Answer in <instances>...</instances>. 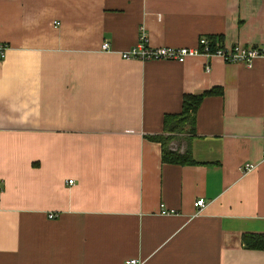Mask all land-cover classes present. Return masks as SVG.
<instances>
[{"label": "crops", "instance_id": "obj_1", "mask_svg": "<svg viewBox=\"0 0 264 264\" xmlns=\"http://www.w3.org/2000/svg\"><path fill=\"white\" fill-rule=\"evenodd\" d=\"M143 33L264 47V0H0V264H264V54L124 59ZM211 89L163 162L148 136Z\"/></svg>", "mask_w": 264, "mask_h": 264}, {"label": "built area", "instance_id": "obj_2", "mask_svg": "<svg viewBox=\"0 0 264 264\" xmlns=\"http://www.w3.org/2000/svg\"><path fill=\"white\" fill-rule=\"evenodd\" d=\"M101 50L109 51V42L104 41L101 44ZM6 45L0 43V57L5 56ZM264 54V47L260 46H244L241 44H234L230 46H224L221 41H214L211 37L201 36L198 39L197 45L194 47H172V46H160L149 47L145 44V35H141L140 44L121 53L124 59H140V60H167L183 62L189 57L204 56L206 58L212 56H219L226 62L243 63L245 65H251L252 60ZM210 70V65H205V71ZM264 157V155H263ZM253 165H244V170L252 169ZM69 184L73 183V180L68 181ZM206 203L204 198H198L194 202V206L197 208V212H200ZM159 212L161 214L174 213L173 210L166 209L163 204H160ZM48 218H54L56 215L48 213ZM124 264H141L138 259H126Z\"/></svg>", "mask_w": 264, "mask_h": 264}, {"label": "trees", "instance_id": "obj_3", "mask_svg": "<svg viewBox=\"0 0 264 264\" xmlns=\"http://www.w3.org/2000/svg\"><path fill=\"white\" fill-rule=\"evenodd\" d=\"M211 37V36H210ZM214 41H221V37L212 36ZM214 89L204 91L199 94H186L183 96L181 112L177 114L165 115L163 120L164 133L148 136L149 139L157 141L161 145L162 161L165 163L186 164L193 162L190 155V143L186 148L180 151L179 148L171 149L170 142L173 140L172 133H181L185 126H190L191 130L194 125L196 109L204 96L213 94ZM192 132V131H191ZM245 246L249 248L264 249V235H246L243 237Z\"/></svg>", "mask_w": 264, "mask_h": 264}]
</instances>
